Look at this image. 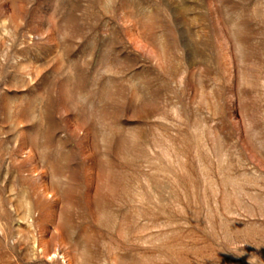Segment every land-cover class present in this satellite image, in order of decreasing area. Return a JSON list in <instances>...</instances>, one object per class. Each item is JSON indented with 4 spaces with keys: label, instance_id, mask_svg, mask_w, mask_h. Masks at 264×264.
<instances>
[{
    "label": "rangeland",
    "instance_id": "rangeland-1",
    "mask_svg": "<svg viewBox=\"0 0 264 264\" xmlns=\"http://www.w3.org/2000/svg\"><path fill=\"white\" fill-rule=\"evenodd\" d=\"M0 264H264V0H0Z\"/></svg>",
    "mask_w": 264,
    "mask_h": 264
}]
</instances>
